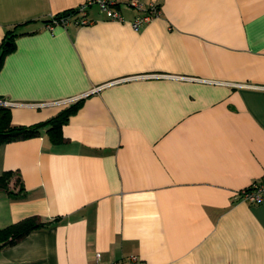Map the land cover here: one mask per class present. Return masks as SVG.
Returning a JSON list of instances; mask_svg holds the SVG:
<instances>
[{"label": "crops", "instance_id": "1", "mask_svg": "<svg viewBox=\"0 0 264 264\" xmlns=\"http://www.w3.org/2000/svg\"><path fill=\"white\" fill-rule=\"evenodd\" d=\"M85 1L0 0L11 123L78 101L61 142L42 127L0 145V229L46 223L0 264H264V202L234 198L264 174V0H142L160 14L138 29L134 9L93 5L89 24L46 26Z\"/></svg>", "mask_w": 264, "mask_h": 264}, {"label": "built area", "instance_id": "2", "mask_svg": "<svg viewBox=\"0 0 264 264\" xmlns=\"http://www.w3.org/2000/svg\"><path fill=\"white\" fill-rule=\"evenodd\" d=\"M96 5L105 17L109 20L123 21L121 5H126L136 11L134 17L130 20V25L134 29H138L146 22L160 14V8L155 1L144 3L142 0H86L74 8V12H61L58 14L49 15L46 20V26L51 29L56 25L67 26L72 23L77 26L86 25L92 22V19L86 15V9L90 6ZM75 98L67 100V102L75 101ZM7 102H4V104ZM234 198L236 200L245 201L250 204H257L264 202V174L249 185L238 190ZM94 264H101L99 262V254L96 255V262ZM105 264H145L139 256L129 254L111 260Z\"/></svg>", "mask_w": 264, "mask_h": 264}, {"label": "trees", "instance_id": "3", "mask_svg": "<svg viewBox=\"0 0 264 264\" xmlns=\"http://www.w3.org/2000/svg\"><path fill=\"white\" fill-rule=\"evenodd\" d=\"M73 9L66 10L64 12L72 13ZM13 34L12 31H8L5 40L0 45V62L2 56L9 52L13 47ZM78 106V101L69 105L63 109L56 116L48 119L44 122H38L31 125H14L10 121L9 108L0 104V145L4 142L29 138L39 135L40 129L46 127L49 139L52 143L56 144L63 140L61 127L67 120L69 115L75 111ZM12 177V172L6 170L0 173V193H7L12 195L13 193L9 189V182ZM46 223H41L37 220V216H31L21 221L10 224L9 226L0 229V247L13 244L28 232L33 229L45 226Z\"/></svg>", "mask_w": 264, "mask_h": 264}]
</instances>
